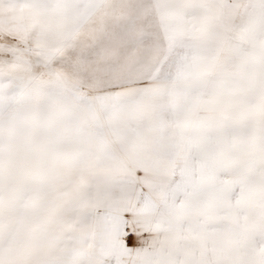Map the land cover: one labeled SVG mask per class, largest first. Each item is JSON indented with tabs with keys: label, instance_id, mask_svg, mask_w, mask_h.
Returning <instances> with one entry per match:
<instances>
[{
	"label": "snow or ice",
	"instance_id": "1",
	"mask_svg": "<svg viewBox=\"0 0 264 264\" xmlns=\"http://www.w3.org/2000/svg\"><path fill=\"white\" fill-rule=\"evenodd\" d=\"M0 264H264V0H0Z\"/></svg>",
	"mask_w": 264,
	"mask_h": 264
}]
</instances>
